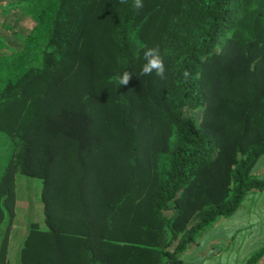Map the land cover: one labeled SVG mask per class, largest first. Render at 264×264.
I'll return each mask as SVG.
<instances>
[{"label":"trees","instance_id":"obj_1","mask_svg":"<svg viewBox=\"0 0 264 264\" xmlns=\"http://www.w3.org/2000/svg\"><path fill=\"white\" fill-rule=\"evenodd\" d=\"M8 3L33 26L15 32L21 48L0 36V264L18 173L42 180L46 225L30 224L20 264H182L264 190V0ZM157 46L167 78L139 76Z\"/></svg>","mask_w":264,"mask_h":264},{"label":"rangeland","instance_id":"obj_2","mask_svg":"<svg viewBox=\"0 0 264 264\" xmlns=\"http://www.w3.org/2000/svg\"><path fill=\"white\" fill-rule=\"evenodd\" d=\"M11 0H0V36H2L6 42L14 48H21V38L15 35L16 31H22L25 27L30 28L33 26V21L28 20L27 15L21 9L12 8ZM6 3V4H5ZM8 9H11L9 12ZM2 50H0V54ZM188 112V111H186ZM189 113H192L189 111ZM197 116L200 115V112L195 113ZM12 149V142L7 134L0 133V169L4 168L6 163L8 162L10 152ZM255 176L260 178V174L254 172ZM261 179V178H260ZM17 183V211L16 216L13 220V224L10 232V243H9V259L11 264H20L18 259V251L21 247L22 240L26 235L30 224L32 222H38L40 225L45 228L44 221V212L43 205L41 200V191L43 187V182L39 178H32L26 176L22 173H18L16 177ZM252 196V194H250ZM258 195V194H253ZM260 207L256 202L254 204H247L248 210H257ZM171 212H168L170 215ZM222 218H218L209 228L215 227L214 232L217 229H223L222 233L219 235L221 237L213 238V242H216L218 247H222L225 245V239L230 238V233L233 232V227H231L232 232L228 227L222 226ZM237 218L233 219L232 222ZM8 220V217H7ZM231 222V223H232ZM231 224V226H233ZM6 222L3 225L5 228ZM207 228V229H209ZM250 231V230H249ZM252 234L256 232V230H251ZM212 237V236H211ZM210 237V238H211ZM212 239V238H211ZM233 243L231 244L235 247L240 242L245 241L246 245V254L249 255L250 252H256L257 250L264 247V236L252 235L249 236H241L237 235L232 237ZM248 241V242H247ZM206 242H202V245H205ZM195 246V244H191L190 246ZM220 264H230L225 262L223 259V255H221ZM239 264V263H238Z\"/></svg>","mask_w":264,"mask_h":264},{"label":"crops","instance_id":"obj_3","mask_svg":"<svg viewBox=\"0 0 264 264\" xmlns=\"http://www.w3.org/2000/svg\"><path fill=\"white\" fill-rule=\"evenodd\" d=\"M254 172L259 173L261 175L260 178L264 180V155L257 162ZM250 194H252V196ZM253 194L258 195L256 196ZM255 202L259 204L260 207L253 211L248 210L247 204H254ZM235 218H237V221H234L233 224L232 220ZM222 220V226L228 227L231 232V227L234 228L233 232L229 234L230 238L225 239V245L218 247L217 244H215L216 242H213V238L218 239V237H221L220 233H222L224 228L217 229L216 232H214L215 227L209 228L199 236L198 242L194 243L195 246L192 245L188 247L182 254V264H220L221 255H223V259L227 263L248 264L249 257L254 252L249 250V255L246 254L245 241L233 247L231 245L233 243L232 237L237 235L244 237H251L252 235L264 236V190L250 191L235 213L230 217H223ZM231 224H233V226H231ZM251 230H256V232L252 234ZM202 242H206V244L201 246ZM257 264H264V256Z\"/></svg>","mask_w":264,"mask_h":264},{"label":"clouds","instance_id":"obj_4","mask_svg":"<svg viewBox=\"0 0 264 264\" xmlns=\"http://www.w3.org/2000/svg\"><path fill=\"white\" fill-rule=\"evenodd\" d=\"M121 3H127V0H121ZM132 7L139 11L142 10L144 7V0H132ZM143 59L144 64L141 66L138 75L145 76V75H152L153 73L156 74L160 79H166V68L164 59L160 54L159 47H149L146 48L143 52ZM183 78L185 83L191 78V72L188 70H184ZM132 78V73L125 71L121 76L118 77L119 85H128Z\"/></svg>","mask_w":264,"mask_h":264}]
</instances>
